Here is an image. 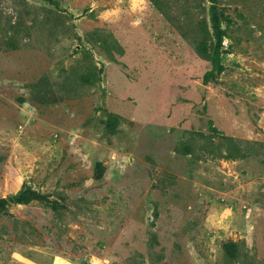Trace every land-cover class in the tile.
Listing matches in <instances>:
<instances>
[{"label": "rangeland", "instance_id": "1", "mask_svg": "<svg viewBox=\"0 0 264 264\" xmlns=\"http://www.w3.org/2000/svg\"><path fill=\"white\" fill-rule=\"evenodd\" d=\"M59 1L0 0V264H264V0Z\"/></svg>", "mask_w": 264, "mask_h": 264}, {"label": "trees", "instance_id": "2", "mask_svg": "<svg viewBox=\"0 0 264 264\" xmlns=\"http://www.w3.org/2000/svg\"><path fill=\"white\" fill-rule=\"evenodd\" d=\"M53 4H55L56 6H59L60 5V1L59 0H47ZM216 20H217V17H216ZM214 67L207 72L206 76H214V74L217 72V71H221V68H220V62H219V46L217 47L216 51H215V58H214ZM2 205V201H0V207Z\"/></svg>", "mask_w": 264, "mask_h": 264}]
</instances>
